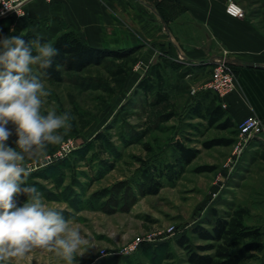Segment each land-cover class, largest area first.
<instances>
[{"label": "rangeland", "instance_id": "rangeland-1", "mask_svg": "<svg viewBox=\"0 0 264 264\" xmlns=\"http://www.w3.org/2000/svg\"><path fill=\"white\" fill-rule=\"evenodd\" d=\"M232 1L243 9L245 18L255 20L264 29V0ZM156 9L170 27L183 15L181 6L171 0H158ZM186 23L184 26L194 27ZM40 24L25 18L7 19L0 20V29L4 28L9 35L20 29L22 34L33 35L31 27ZM159 48H129L134 51L136 63L118 88H114L102 66H91L59 83H50L36 65L32 66L33 74L51 92L45 110L54 108L74 118L65 143L49 146L43 162H29L34 171L28 178V184L36 187L44 202L62 210L65 219L89 239L83 256L77 255L74 264H190L186 249L176 240L185 235L192 247L206 244L194 237L193 228L210 229L213 212L225 216L239 207L247 209L243 223L259 228L264 243V146L251 139L238 148L240 139L234 128L222 121L209 126L189 117L187 107L195 95L192 90L196 89L172 90L174 71L162 67L160 58L143 61L155 50L162 57L169 56L163 46ZM158 61L170 88L174 115L156 128L148 107L152 95L147 96L136 87ZM210 70L211 66L208 76ZM86 121L82 127L81 123ZM8 127L14 132L12 125ZM97 133L105 135L104 144L95 140ZM16 138L14 134L8 145L15 147ZM218 138L233 142L228 146H203L204 142ZM176 143L196 149L197 156L176 180L160 179L159 191L146 194L148 180L144 172L172 161ZM25 200L24 196L18 198L20 204ZM147 237L156 241L141 243L137 250L129 251L137 238ZM263 255V250L255 252L249 263L262 264ZM20 264L63 261L37 249Z\"/></svg>", "mask_w": 264, "mask_h": 264}, {"label": "crops", "instance_id": "crops-1", "mask_svg": "<svg viewBox=\"0 0 264 264\" xmlns=\"http://www.w3.org/2000/svg\"><path fill=\"white\" fill-rule=\"evenodd\" d=\"M157 1L33 0L25 6L23 18L41 22L31 27V31L45 39L70 28L83 43L98 49L125 50L138 45H153L159 50L163 46L168 57L160 56L155 50L143 61L149 63L153 57L161 61L168 58L179 64L180 70L188 69L182 78L172 69L175 83L171 88L196 89L187 111L206 97L208 90L204 85L210 79L207 71L211 63L225 58L234 73L236 88L222 99L209 91L210 95L217 97L215 104L225 110L235 130L248 116H256L264 127V29L253 19L229 16L225 12L227 0H171L181 6L183 15L170 27L158 15ZM186 22L194 27L184 26ZM193 37L198 40L192 42ZM148 77H155L152 66ZM169 90L167 85L162 88L170 96ZM194 119L207 122L202 117ZM254 142L264 146V130ZM262 157L264 159V154Z\"/></svg>", "mask_w": 264, "mask_h": 264}, {"label": "clouds", "instance_id": "clouds-1", "mask_svg": "<svg viewBox=\"0 0 264 264\" xmlns=\"http://www.w3.org/2000/svg\"><path fill=\"white\" fill-rule=\"evenodd\" d=\"M57 54L52 43L38 37H0V264H20L37 249L74 264L90 243L28 184L34 171L29 162H43L49 146L65 143L72 128L70 113L45 110L51 92L33 74V65L50 68ZM14 134L12 147L7 142ZM21 196L26 197L22 204Z\"/></svg>", "mask_w": 264, "mask_h": 264}, {"label": "trees", "instance_id": "trees-1", "mask_svg": "<svg viewBox=\"0 0 264 264\" xmlns=\"http://www.w3.org/2000/svg\"><path fill=\"white\" fill-rule=\"evenodd\" d=\"M5 32L4 28L0 29L3 36L22 35L27 41H32L38 37L29 32L22 34L21 29L11 35ZM38 38H40L41 43L47 42L42 37ZM50 43L57 49L58 53L53 58L51 67L41 69L36 65L50 83L62 82L66 76L80 75L91 66H102L114 88H118L124 83L131 66L136 63V58L133 57V49L105 50L93 48L83 43L70 28L63 29ZM162 61V67L174 69L180 78L188 73V69L180 70L181 66L168 58H162ZM158 63L161 62L158 61L153 64L155 77L141 79L136 87V90H142L147 96L152 95L148 107L149 113L154 118L156 128L159 127V123L169 120L174 115V104L171 102L170 96L162 91L166 85V80L162 74L163 68ZM205 96L207 98L202 97L190 107L188 116L205 118L209 126L222 121V124L233 128L225 110L221 108L220 104H215L217 97L210 95L209 91L205 92ZM78 117L80 119L81 116L78 115ZM86 124L87 121L82 122L81 126ZM104 139L103 133L95 135V140L99 141L100 145L104 144ZM232 142L231 139L218 138L204 142L203 146L205 148L218 145L228 146ZM144 147L150 150L147 144H144ZM175 151L172 161L161 164L159 168H152V171L149 168L144 172V176L148 180L145 189L146 194H156L159 191L162 187L160 179L167 182L176 180L198 154L196 149L188 148L181 143H176ZM213 214L214 218L210 222V229L196 226L192 230L194 237L206 242V244L192 247L189 237L185 235L176 240L177 244L186 249L188 262L190 264H250L249 261L255 257V252H261L264 249V243L260 239L262 233L259 228L248 227L243 223L247 209L239 207L225 216L216 215L214 212Z\"/></svg>", "mask_w": 264, "mask_h": 264}, {"label": "built area", "instance_id": "built-area-1", "mask_svg": "<svg viewBox=\"0 0 264 264\" xmlns=\"http://www.w3.org/2000/svg\"><path fill=\"white\" fill-rule=\"evenodd\" d=\"M33 0H0V20L20 19L25 16V6ZM10 6L11 10L8 7ZM225 12L234 18H243V9L232 0H227L225 4ZM236 88V80L230 64L225 58H218L211 63L210 79L205 83L204 89L213 92L218 98L222 99L224 96L232 93ZM194 93L195 90H192ZM222 106L224 104L222 103ZM264 130L263 124L256 116H248L244 118L237 126V132L240 141L237 147L240 148L249 140L262 134ZM156 240L147 238H137L129 248L130 252L137 250L139 244L147 242L154 243ZM264 253V249H263ZM264 264V255H263Z\"/></svg>", "mask_w": 264, "mask_h": 264}, {"label": "water", "instance_id": "water-1", "mask_svg": "<svg viewBox=\"0 0 264 264\" xmlns=\"http://www.w3.org/2000/svg\"><path fill=\"white\" fill-rule=\"evenodd\" d=\"M228 63H229V61L228 60H226Z\"/></svg>", "mask_w": 264, "mask_h": 264}]
</instances>
